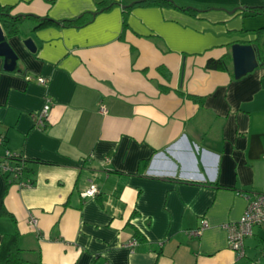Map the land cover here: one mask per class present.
Returning <instances> with one entry per match:
<instances>
[{
  "label": "crops",
  "instance_id": "0c3cea01",
  "mask_svg": "<svg viewBox=\"0 0 264 264\" xmlns=\"http://www.w3.org/2000/svg\"><path fill=\"white\" fill-rule=\"evenodd\" d=\"M111 1L90 22L36 28L28 19L5 37L16 62L5 71L0 57V158L30 161L33 186L0 174L10 217L0 216V242L17 233L24 264H264V229L244 240L242 257L223 229L246 197L264 193V66L237 80L205 68L233 44L252 45L264 14L246 9L264 0ZM100 2L0 7L62 22ZM46 98L39 130L33 114ZM90 185L98 193L82 198Z\"/></svg>",
  "mask_w": 264,
  "mask_h": 264
},
{
  "label": "trees",
  "instance_id": "16d2710c",
  "mask_svg": "<svg viewBox=\"0 0 264 264\" xmlns=\"http://www.w3.org/2000/svg\"><path fill=\"white\" fill-rule=\"evenodd\" d=\"M157 2L167 6L175 7L174 3L171 0H157ZM114 5H116V3L111 0H101V2L99 3V9H97L96 11L89 13L88 15H82L81 17H78L75 20L62 21V22L54 21L47 17H35L29 15L13 16L10 15V8L0 7V25L5 34V37L15 35L17 33L18 24L21 23L23 20H28V19H33L37 22L36 28H41L51 24L77 26L79 23L78 19L85 20L84 23L90 22L96 16V14L102 11H107L110 8H112ZM130 8L131 6L125 7V11L129 10ZM246 10L252 15L264 14V6L248 7ZM125 11L124 13H126ZM256 35L257 38L252 43V45L257 50L258 64L259 67H261L264 66V27L257 29ZM205 68L207 70L229 72L232 74L229 56H224L219 59H209L205 64ZM7 160L12 164H18V161H20L19 158H14V157L7 158ZM28 163H30V161L23 159L24 166L22 168V174L24 176H27L28 174L31 173V169L27 166ZM4 215H7L9 217V215L6 213L4 208L0 206V216H4ZM141 236L142 235L136 229H133L134 239L138 241H142ZM22 254H23V250L18 245V234L13 233V234L3 235L2 240L0 242V264H24L25 260ZM37 264H43V263L38 262Z\"/></svg>",
  "mask_w": 264,
  "mask_h": 264
},
{
  "label": "built area",
  "instance_id": "2783aa9c",
  "mask_svg": "<svg viewBox=\"0 0 264 264\" xmlns=\"http://www.w3.org/2000/svg\"><path fill=\"white\" fill-rule=\"evenodd\" d=\"M27 81L31 78L25 77ZM36 82L39 85L46 86L48 80L38 77ZM51 108L50 99L46 98L42 109L33 114L34 127L42 130L45 126L47 114ZM100 112L105 113L103 108H99ZM19 158L18 164L10 163L7 158ZM23 159L17 153L7 151L5 155L0 158V174L6 175L9 183L15 184L20 188L29 189L32 188L33 182L22 174ZM98 193L96 186L90 185L88 189L81 193L82 198L94 197ZM247 205L242 216L235 223L227 224L223 226V229L227 232L228 246L239 257L244 255V240L253 235L254 228L264 229V193L254 194L251 197H246ZM29 223L32 228H37V221L33 216L29 217ZM206 228V222L202 220L200 226L197 229L187 232L189 237H198L201 231ZM135 241H131L129 246L134 247Z\"/></svg>",
  "mask_w": 264,
  "mask_h": 264
},
{
  "label": "water",
  "instance_id": "95a60500",
  "mask_svg": "<svg viewBox=\"0 0 264 264\" xmlns=\"http://www.w3.org/2000/svg\"><path fill=\"white\" fill-rule=\"evenodd\" d=\"M147 0H141L144 2ZM25 45L34 51L31 40H26ZM0 57L3 58V69L13 71L15 69L16 56L9 47L4 32L0 25ZM231 71L234 79H240L253 72L258 66L257 50L253 45L233 44L230 47Z\"/></svg>",
  "mask_w": 264,
  "mask_h": 264
}]
</instances>
